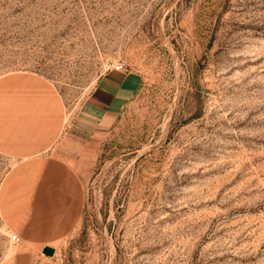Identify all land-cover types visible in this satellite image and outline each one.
Here are the masks:
<instances>
[{"label": "rangeland", "instance_id": "obj_1", "mask_svg": "<svg viewBox=\"0 0 264 264\" xmlns=\"http://www.w3.org/2000/svg\"><path fill=\"white\" fill-rule=\"evenodd\" d=\"M40 157L76 223L0 200V264H264V0H0V195Z\"/></svg>", "mask_w": 264, "mask_h": 264}, {"label": "crops", "instance_id": "obj_2", "mask_svg": "<svg viewBox=\"0 0 264 264\" xmlns=\"http://www.w3.org/2000/svg\"><path fill=\"white\" fill-rule=\"evenodd\" d=\"M43 96L44 94L42 99H45L46 102L47 97ZM48 116L51 118L50 124L53 123V126H48L45 131L44 127H40L36 136L37 139H34L33 142L37 143L35 145L36 151H42V149L49 147L48 145L52 144L59 129L56 124L58 109L49 111ZM32 167L14 168L4 178L0 195L2 207L5 208L7 214L11 213V211L9 212L10 208L18 207V211L14 214L23 217L22 209L32 206L33 218L30 223V230L39 234L45 232L48 238H53L67 231L76 223L81 204L80 183L75 172L68 165L55 158L46 160L40 157ZM24 185L27 187L25 192ZM15 195L19 199L21 204H18L20 205L12 202V197ZM23 195L26 198H23ZM28 198L33 200V204H28ZM20 221L15 228L19 232L25 228L26 220Z\"/></svg>", "mask_w": 264, "mask_h": 264}, {"label": "water", "instance_id": "obj_3", "mask_svg": "<svg viewBox=\"0 0 264 264\" xmlns=\"http://www.w3.org/2000/svg\"><path fill=\"white\" fill-rule=\"evenodd\" d=\"M41 252L45 255H51L53 253V249L49 246H43Z\"/></svg>", "mask_w": 264, "mask_h": 264}, {"label": "built area", "instance_id": "obj_4", "mask_svg": "<svg viewBox=\"0 0 264 264\" xmlns=\"http://www.w3.org/2000/svg\"><path fill=\"white\" fill-rule=\"evenodd\" d=\"M113 67H114L115 70H118L120 65L115 64Z\"/></svg>", "mask_w": 264, "mask_h": 264}]
</instances>
